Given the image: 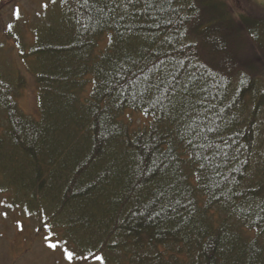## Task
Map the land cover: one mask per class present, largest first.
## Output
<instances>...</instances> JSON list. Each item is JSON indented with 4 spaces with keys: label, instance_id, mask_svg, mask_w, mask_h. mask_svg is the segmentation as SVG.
I'll return each mask as SVG.
<instances>
[{
    "label": "trees",
    "instance_id": "1",
    "mask_svg": "<svg viewBox=\"0 0 264 264\" xmlns=\"http://www.w3.org/2000/svg\"><path fill=\"white\" fill-rule=\"evenodd\" d=\"M42 9L0 38V179L17 203L64 256L95 254L72 264H264L263 20L226 0Z\"/></svg>",
    "mask_w": 264,
    "mask_h": 264
},
{
    "label": "rangeland",
    "instance_id": "2",
    "mask_svg": "<svg viewBox=\"0 0 264 264\" xmlns=\"http://www.w3.org/2000/svg\"><path fill=\"white\" fill-rule=\"evenodd\" d=\"M49 0H0L3 5L0 13V38L3 31L13 22V12L19 13L20 23L25 17H30L42 11ZM234 11L235 15H246L251 20H263L264 17H254L255 12L250 11L247 15L248 7L240 0H226ZM247 4H255L258 8L264 9V0H246ZM11 4L10 6H8ZM247 8V9H245ZM245 10V12H244ZM264 16V15H262ZM259 18V19H258ZM18 27L19 26H15ZM4 28V29H3ZM264 32V28H262ZM29 42V40H28ZM9 47L17 50L15 42H7ZM252 50H257L254 46ZM17 56V51H15ZM247 58V56H246ZM246 61V59L244 60ZM255 58L250 57V63L254 64ZM18 67L22 71L27 81L25 90L19 105L22 111L36 118L37 114V85L35 79L29 74L23 65L17 60ZM10 205V207H9ZM24 203L18 204L16 195L7 190L6 183L0 179V264H70L63 255L62 249H66L67 243L60 239L57 234L48 232L44 225L40 224V219L34 215V210H29ZM6 213V215H5ZM47 237L48 239H45ZM54 244L56 247L50 248L48 245ZM72 264V263H71Z\"/></svg>",
    "mask_w": 264,
    "mask_h": 264
},
{
    "label": "snow or ice",
    "instance_id": "3",
    "mask_svg": "<svg viewBox=\"0 0 264 264\" xmlns=\"http://www.w3.org/2000/svg\"><path fill=\"white\" fill-rule=\"evenodd\" d=\"M89 3H90V0H82V4H84V5H87ZM9 207H10V205H9ZM5 215H6V213H5ZM45 239H48V238L45 237ZM48 246L50 248H53V249L56 247V245H54V244H49ZM92 256H95V254L94 253H79V254H77V253H74L72 251H67L65 254V258L67 259V261L70 262V264L75 258H79V259H82L84 261H87ZM96 258L99 259V257H96Z\"/></svg>",
    "mask_w": 264,
    "mask_h": 264
}]
</instances>
